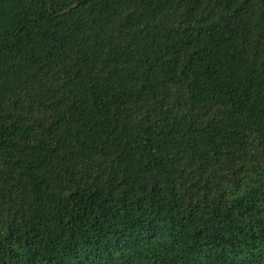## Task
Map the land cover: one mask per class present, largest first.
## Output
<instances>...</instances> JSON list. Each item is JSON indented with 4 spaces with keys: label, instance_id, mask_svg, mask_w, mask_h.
<instances>
[{
    "label": "trees",
    "instance_id": "16d2710c",
    "mask_svg": "<svg viewBox=\"0 0 264 264\" xmlns=\"http://www.w3.org/2000/svg\"><path fill=\"white\" fill-rule=\"evenodd\" d=\"M0 264H264V0H0Z\"/></svg>",
    "mask_w": 264,
    "mask_h": 264
}]
</instances>
